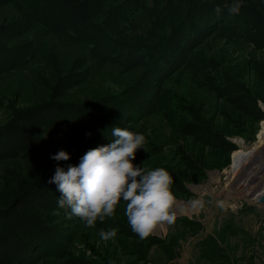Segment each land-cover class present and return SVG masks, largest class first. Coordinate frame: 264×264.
Segmentation results:
<instances>
[{
    "label": "rangeland",
    "instance_id": "374dc122",
    "mask_svg": "<svg viewBox=\"0 0 264 264\" xmlns=\"http://www.w3.org/2000/svg\"><path fill=\"white\" fill-rule=\"evenodd\" d=\"M205 1L225 7L232 3ZM86 3V11L122 45L140 48L165 43V31L172 22L155 27L145 11L146 0ZM242 3L264 17V0ZM24 6L14 1L0 5V25L19 32L0 41L10 54L7 62L0 64V126L16 112L53 98L89 111L72 118L62 116L71 118L77 129L52 125L51 120L34 124L33 142H16L11 157L0 159V210L8 209L10 200L27 188L33 177L52 178L57 167L67 171L69 165H78L88 150L108 145L114 127L145 135L144 149L137 150L132 163L166 169L173 177L176 197L175 223L161 224L151 236L140 239L131 231L122 199L113 217L87 227L70 209L59 208L57 186L45 182L38 190L56 207L34 206L28 212L53 238L35 264H264V204L249 199L261 183L249 175L243 180L248 187L233 191L241 173L230 174L231 167L243 169L251 159L244 158L243 165L242 161L233 164L234 154L244 149L255 152L256 135L263 129L264 119L252 112L250 101L257 99L264 115V38L249 42L221 28L224 21L216 20V28L221 29L194 48L185 65L158 83L154 93L151 73L143 67L127 70L118 63H96L88 44L48 30ZM147 90L153 96L145 94ZM227 91L242 92L241 107L222 98ZM91 115L101 123L100 130L91 124ZM241 121L243 128L255 131L253 143L240 136ZM206 129L227 135L235 150L227 152L218 139H206ZM100 131L105 136L103 142L96 137ZM61 150L69 160L51 158ZM192 198L204 200V208L192 210L188 205ZM111 229L116 230L114 238L100 237V230ZM0 233L26 240L8 227H0Z\"/></svg>",
    "mask_w": 264,
    "mask_h": 264
},
{
    "label": "trees",
    "instance_id": "16d2710c",
    "mask_svg": "<svg viewBox=\"0 0 264 264\" xmlns=\"http://www.w3.org/2000/svg\"><path fill=\"white\" fill-rule=\"evenodd\" d=\"M11 1L15 4H24L28 13L37 18L38 22L43 23L48 30L55 31L73 41L88 44L87 47L95 55L96 63H118L127 70L143 67L145 71L151 73L153 81L151 88H154V93L157 84L185 65L190 52L201 45L216 29L227 28L231 34L243 36L254 43L264 38L263 14L250 5H243L239 15H230L227 11L228 6L216 5L214 2L205 0H149V4L146 0L145 11L152 18L151 21L155 27L163 28L169 22L172 24L165 31V43L154 42L139 48L134 45H122L110 35L107 27L86 11V0H0V5ZM216 7L222 9L219 14L214 10ZM216 20L221 24L224 21V25L216 28L218 26L217 23L215 25ZM18 34L19 32L11 26L0 25V41L13 38ZM154 50L161 51L162 55H157ZM9 57L10 54L0 45V64L7 62ZM238 92L227 91L222 98L241 107L239 103L244 99L242 92ZM145 94L153 96L150 90L145 91ZM261 101L264 104V100ZM250 102L254 107L252 112L259 120H263L264 115L257 105V99L252 98ZM88 111L79 104L69 105L53 98L32 108L16 112L10 121L0 126V159L11 157L16 142H33L31 127L34 124L51 120L52 125L77 129L70 119L75 115L86 114ZM62 116L67 118L71 116V118L63 119ZM88 118L95 127L100 126L101 123L95 116L91 115ZM238 125L243 128L244 121ZM205 131L206 139H218L227 152L235 150L233 143L227 140V135L212 133L209 129ZM238 132L247 142L255 141V131L243 128ZM100 133L96 137L103 142L104 134L101 131ZM111 139L114 140L113 137ZM50 179L49 177H33L31 184L10 200L8 209L0 210V227H8L26 238L25 241H18L6 233H0V263L35 264L41 255L44 256V250L53 235L49 233V229L39 226L31 218L28 209L34 206L56 207L50 198L38 190ZM48 186L54 187L55 184Z\"/></svg>",
    "mask_w": 264,
    "mask_h": 264
},
{
    "label": "clouds",
    "instance_id": "9594fccd",
    "mask_svg": "<svg viewBox=\"0 0 264 264\" xmlns=\"http://www.w3.org/2000/svg\"><path fill=\"white\" fill-rule=\"evenodd\" d=\"M242 6V0H232L227 11L239 15ZM214 10L217 14L222 11L220 7ZM111 135L113 142L88 150L78 165H69L67 171L57 167L48 183L57 186L59 208L70 209L87 227L113 217L122 199L131 231L146 239L157 226L176 221L173 177L164 168L148 169L132 163L137 150L144 149V134L114 127ZM51 158L58 162L70 159L62 150ZM188 205L192 210L203 209L205 201L192 198ZM99 235L109 240L116 236V230H100Z\"/></svg>",
    "mask_w": 264,
    "mask_h": 264
},
{
    "label": "water",
    "instance_id": "95a60500",
    "mask_svg": "<svg viewBox=\"0 0 264 264\" xmlns=\"http://www.w3.org/2000/svg\"><path fill=\"white\" fill-rule=\"evenodd\" d=\"M258 134H259V132L256 135L257 140H258ZM263 146H264V142L262 145H259L258 147H256L254 155H257L259 152H261L263 149ZM245 168L248 169L247 167H245ZM240 173L242 176L240 175L239 178H237L236 182L233 184V187L231 188V190H233V191H239L241 189V187H243V186H245V189L248 187V182L245 185V181H243L244 179L247 180V177L249 176L248 173L247 172H243V173L240 172ZM249 195H252V196H249V199H251V201H254L258 205H263L264 204V185L258 187L256 190H254V192L252 194H249Z\"/></svg>",
    "mask_w": 264,
    "mask_h": 264
},
{
    "label": "crops",
    "instance_id": "0c3cea01",
    "mask_svg": "<svg viewBox=\"0 0 264 264\" xmlns=\"http://www.w3.org/2000/svg\"><path fill=\"white\" fill-rule=\"evenodd\" d=\"M254 145L259 146V145H256L255 143L253 144V146ZM245 166H247L249 169L248 173L250 177L254 176V178H257L256 180H259V182L261 183V186H263L264 185V146H263L262 151L259 152L257 155H255V157L249 159L248 161H245V164L243 167ZM247 206H250L249 209L253 211L256 209L252 205H247Z\"/></svg>",
    "mask_w": 264,
    "mask_h": 264
},
{
    "label": "bare ground",
    "instance_id": "6f19581e",
    "mask_svg": "<svg viewBox=\"0 0 264 264\" xmlns=\"http://www.w3.org/2000/svg\"><path fill=\"white\" fill-rule=\"evenodd\" d=\"M258 138H259V141L257 142V145H261L264 142V124H263L262 131L258 135ZM254 154H255L254 151H248L246 149H244L242 151H239V152L235 153L234 156H233V164H236L238 162H241L244 158L245 159L246 158H252L254 156ZM243 155H244V157H242ZM240 164L243 165V161ZM241 167L240 166H233V167H231L233 172H231L230 174L234 175V174L239 173V172H242L243 173V172H248L249 171V169H246L245 168L247 166H245L243 169ZM248 175H249V173H248Z\"/></svg>",
    "mask_w": 264,
    "mask_h": 264
}]
</instances>
